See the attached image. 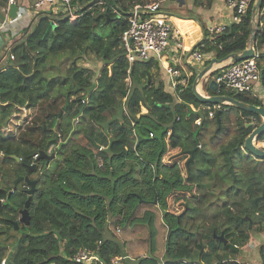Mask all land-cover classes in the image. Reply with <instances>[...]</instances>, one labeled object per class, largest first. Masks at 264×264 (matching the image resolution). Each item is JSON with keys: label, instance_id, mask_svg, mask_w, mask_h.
<instances>
[{"label": "trees", "instance_id": "trees-1", "mask_svg": "<svg viewBox=\"0 0 264 264\" xmlns=\"http://www.w3.org/2000/svg\"><path fill=\"white\" fill-rule=\"evenodd\" d=\"M85 1V7L81 0L72 1L78 15L74 21L64 12L39 13L31 31L12 47L14 60L0 70V261L21 228L24 233L6 264H70L68 257L79 249H94L98 241L100 262L89 264H110L114 256L119 264H238V252L229 245L250 244V233L264 225V159L243 148L260 117L222 105L218 127L217 111L212 119L204 118L213 105L192 92L195 74L185 83L184 77L176 78L170 93L157 60L135 61L129 67L119 36L133 6L144 5L142 0H102L114 5L119 17L93 12L98 6ZM97 27L108 28L111 40L105 36L102 43ZM251 31L250 8L238 23L204 38L201 52L217 59L240 52L247 48ZM263 44L264 21L255 33L256 51ZM86 57L101 62L99 70L79 63ZM263 58L257 55V66ZM261 81L264 85V70ZM203 88L207 95L263 106L247 94L213 91L209 82ZM191 106L205 108V115ZM233 109L240 116L231 121ZM252 116L257 123L247 126L242 117ZM210 124L225 140L217 153L204 143ZM261 141L264 133L257 138ZM73 144L95 150L87 154L90 171L65 159ZM168 145L184 154L193 152L186 179L177 163L163 162ZM40 153L45 156L34 157ZM22 176L36 185L29 223H18L15 229L13 222L28 198L27 184H14ZM171 193L189 195L181 197L185 201L179 214L168 209ZM108 227L123 233L145 231L147 254L129 259L126 239L108 237ZM161 240L163 253L158 256ZM257 251L264 264V243Z\"/></svg>", "mask_w": 264, "mask_h": 264}, {"label": "built area", "instance_id": "built-area-1", "mask_svg": "<svg viewBox=\"0 0 264 264\" xmlns=\"http://www.w3.org/2000/svg\"><path fill=\"white\" fill-rule=\"evenodd\" d=\"M73 0H33L31 5L32 13H36L52 7V12H64L68 14L71 21L78 18L75 13V8L72 6ZM255 0H225L228 7L233 10L232 23H238L240 18L248 13L252 4ZM94 5L99 6L100 11L105 13V16H121V12L111 3L104 2L102 0H93ZM9 4H13L14 0H8ZM90 10V8L88 9ZM160 2L155 1L151 3H146L144 5H134L130 16L127 21V28L120 34L119 41L120 46L123 51L125 61L128 63L129 67L135 61H144L150 58L158 59L160 55L169 46L170 38L172 36H177L179 39L175 41L176 48L182 50V32L179 29H173L170 22L159 13ZM30 12V13H31ZM226 25H219L211 28L209 30V37L211 34L221 33L224 31ZM2 28V26H0ZM208 35V34H207ZM208 37V38H209ZM207 39V38H206ZM203 44L201 41L196 44L191 52L189 53V58L193 63L199 64L201 66L204 63L205 55L201 52ZM254 58L246 59L237 63L227 64L220 67L215 75L213 76V81L216 83L217 87L221 90H229L235 93H243L251 96L253 98L263 100L264 90L260 87L261 73L255 62ZM9 59L14 60V56L9 54ZM166 76L170 78V83L174 87L176 84V78L180 77V72L175 66L166 65L165 68ZM129 72V69L127 70ZM181 83H185V79L181 80ZM222 105H213L212 108L207 109V117L213 118L214 113L220 110ZM193 111H195L193 109ZM77 119L74 120V124L77 123ZM252 126L257 123L255 117H249L248 120ZM76 122V123H75ZM196 125L201 124V119H196L194 122ZM255 145L264 149V141L255 142ZM35 158L38 156L35 155ZM119 232V229H116ZM101 241H98L94 249H79L73 253L68 260L70 264H89L91 262L99 263L100 258L98 256ZM237 247V246H236ZM238 251L241 248L237 247ZM7 258H2L0 264H6ZM120 258L114 256L110 260V264H118ZM238 262V261H237ZM238 264H241L238 262Z\"/></svg>", "mask_w": 264, "mask_h": 264}, {"label": "crops", "instance_id": "crops-1", "mask_svg": "<svg viewBox=\"0 0 264 264\" xmlns=\"http://www.w3.org/2000/svg\"><path fill=\"white\" fill-rule=\"evenodd\" d=\"M175 1L177 2L178 0H158V2H160L159 13L161 15L163 14L162 16H164L170 22L173 29H179L183 33L182 38L180 39H182L184 48L182 50H178L176 48L175 41L179 38L177 36H172L170 38L169 46L160 55V57L158 59L152 58L158 61L161 78L164 83V89L170 93L173 92V86L170 83V78L166 76L164 70L165 66H175V68L179 70L181 77H184L185 80L194 74L196 75V69H201V66L203 68L205 61L211 60L214 57L212 54L205 55L204 63L201 66H197V64H194L189 58V53L193 47L204 38L208 39L209 30L211 28L219 25L228 26L232 24L233 16V10L228 7L225 0H183L182 3L179 1V5L175 4ZM153 2H155V0H153ZM32 3L33 0H14L13 4L17 5L18 10L16 16L10 20L8 19V8L10 4L8 3V0H0V26H2V28H0V70L5 68L10 63L9 54L11 53L12 47L18 44L25 37V35L31 31L33 26L30 27V23L33 20H37L39 13L36 14L28 11ZM206 3H208V5H206ZM164 6L168 9H172L174 14L168 13L166 15L161 9ZM262 15H264V6L261 7L260 14H258L256 18L259 24L258 26L260 27L264 21V17L263 20H259ZM260 53L264 54V52L256 51V55ZM222 66L225 65L214 67V70L202 79L201 83L198 85V91L201 94L210 96L205 93L203 86L206 83L213 81V76ZM258 68L260 73L261 71L263 73L264 58L259 63ZM260 87L262 90H264V85L262 84L261 80ZM218 90L219 88L217 87L216 91ZM257 100L260 101V103H262L264 106V98L262 102L259 99ZM190 108L192 110L194 109L192 106ZM194 110L197 112L200 111V113H204V115L206 112L205 108H197ZM143 112H145V110H143ZM204 118L212 119L208 118L207 114ZM242 119L243 121H247L249 120V117H242ZM167 143H169L168 140ZM72 148L73 151L80 152L77 146H73ZM169 148L171 151H175L177 149L168 145V152L170 150ZM80 153L86 154L85 152ZM165 163L172 165L176 162L174 160H166ZM167 202L169 203V200H167ZM249 238L251 243L249 244L248 242L240 249V251H238L236 261L240 262L241 264H260V256L256 249L258 250V247L264 243V229L261 231H253Z\"/></svg>", "mask_w": 264, "mask_h": 264}, {"label": "rangeland", "instance_id": "rangeland-1", "mask_svg": "<svg viewBox=\"0 0 264 264\" xmlns=\"http://www.w3.org/2000/svg\"><path fill=\"white\" fill-rule=\"evenodd\" d=\"M142 1H143L144 4L153 2V0H142ZM155 1H158V0H155ZM81 4H82V7H85L88 3L85 0H81ZM175 4L179 5V2L175 1ZM98 8H92L91 10L93 12H96V11L99 12L100 11V7L98 6ZM161 9H162V11L165 12L166 15L168 13L174 14L173 13L174 11L172 9H168L165 6L162 7ZM51 10H52V7H48L47 9L40 10L37 13L51 12ZM28 11H35V10L32 9V7H29ZM58 11H60V10H56L55 12L58 13ZM34 21L35 20H33L30 23V25H31L30 27L33 26ZM98 26H101V23L98 24ZM253 26L254 25H252V27ZM95 34H96V37L102 43H105V36H107L108 40H111V38L109 37V34H110L109 29L106 28V27L105 28L97 27L96 30H95ZM102 40H104V41H102ZM118 49H119V44L117 43V50ZM259 51L260 52H264V44L259 48ZM81 62H83L82 63L83 66L89 67L95 72L97 70H99V68L102 66L101 62L97 61L95 58L89 59V58L86 57L83 60H79V63H81ZM197 66H199V64ZM65 67H66V64L63 65V68H65ZM200 68H202V66ZM160 76H161V74H160ZM233 95H237V94L234 93ZM230 112H231L230 113V118H231V121H233L234 119H236V117L239 115V113L236 110H234V109L231 110ZM74 125L75 124L73 122V126ZM215 129H216L215 126L213 124H210L208 126L207 131L204 132V135H206V136H204V135L203 136H204V143L208 144V149H211L214 153H217L218 152V146L220 144H222L225 140H224L223 136H221V135L218 136L217 135ZM229 132H230V134H232L234 132L233 125L229 126ZM212 135L215 136L216 138L217 137L218 138L213 140V141H211L210 137ZM256 143H258V142H256ZM73 146H77L78 149L80 150V152H85L86 154H81L80 152L73 151V148H72ZM92 152H95V150L92 147H90L89 145L83 146L81 144H73L70 147V150H69L67 156L65 157V159L72 160L73 163L75 164V166L80 168V169H82V170L90 171L91 167H90L88 159H87V154H90ZM166 160H168V161L169 160H174L178 164V168L181 171L183 177L186 179V176H187L186 175L187 174L186 162L188 160V154L182 153L180 151V149H178V148L175 151H171V149H170L169 152L167 151V153L163 156V162L164 163H165ZM97 162H98V168L102 169L100 159L97 158ZM165 164H167V163H165ZM63 170H64V168H63ZM56 184H54V185H56ZM182 196H189V195L186 194V193L185 194L184 193H171L167 197V200H169V203L167 202L169 211H171V212H173L175 214H179L183 210V208H184L183 202L185 200H183L181 198ZM19 218H20V216H19ZM261 227H262V229H264V225H258V228L261 229ZM108 228H109L108 229L109 233L107 235L108 237H114V238L118 239L120 242H123L124 239H126V244L124 245V249H125L126 253L129 256V259L130 258L136 259L138 256H145L147 254V250H148V236H147V233L145 231H134V232H131V233H128V232L127 233H123L122 231L121 232L120 231L116 232V230L111 228V227H108ZM116 229H118V228H116ZM18 231H20L18 234H17L16 231H15L16 235L14 234L16 236V238L12 236V239L11 240L9 239V241L7 243L8 249H7V252L5 254V258H9L11 256V254H12L14 248H15V245L17 243V238L20 236V234L24 233V229L18 228ZM162 242L163 241L161 240L160 243H159L158 252H156V253H158V256H161V254L163 253V252H161L162 247H163ZM256 251H257V249H256ZM122 263H124V262L121 261L120 264H122Z\"/></svg>", "mask_w": 264, "mask_h": 264}, {"label": "water", "instance_id": "water-1", "mask_svg": "<svg viewBox=\"0 0 264 264\" xmlns=\"http://www.w3.org/2000/svg\"><path fill=\"white\" fill-rule=\"evenodd\" d=\"M179 1H181V3L183 2V0H178V2ZM262 2L263 0H255L251 7V22H252V25H254V27H252V31L250 33V38H249V43H248L247 48H245L244 50L240 52L230 53L220 59L212 58L210 62L207 65H205L203 68L196 69V76L192 84V92L201 102L210 103L213 105H229V106L234 107L236 110L245 111V112H248V113L254 114L255 116L260 117L261 123L252 129L250 134L245 139L244 146H243V148L246 151H248L249 154H251L257 159H264V149H260L255 145V142H257V138L264 133V106H256L253 104L245 103V102L236 100L235 98L231 96H226V95H216L215 94V95L205 96L198 91V85L201 83L202 79L206 75H208L214 70V67L216 66L237 63V62L255 57L256 55L255 33L259 29V26H258L259 24L256 18L258 14H260ZM81 9L83 10V8ZM17 10H18V7L16 4H10L8 8V16H9L8 19L10 20L13 19L16 16ZM209 87H211L213 91L217 90V85L214 81H211L209 83ZM215 116H216V121L219 127L220 126V110L216 112ZM247 126H252V124L248 123ZM55 129L56 128H54L53 130ZM192 155H193V152L191 151L188 154V160L186 162V166L188 165L189 162L192 161ZM44 156H45L44 153H40L38 158H43ZM16 160L18 161V158H16ZM19 181H23L27 184L28 198L24 203V207L19 212L20 218H18L17 222L16 221L13 222L15 229L18 228V223H22L24 225H28L29 223L28 206L30 203V196L34 193L35 185H36V181L31 180L28 176L18 177L14 181V184H17V182ZM251 228H252L251 223H249L248 229L251 230ZM216 238L222 241L223 243H227L226 240L222 236H218ZM229 246L235 252H238V248L236 246L234 245H229Z\"/></svg>", "mask_w": 264, "mask_h": 264}]
</instances>
